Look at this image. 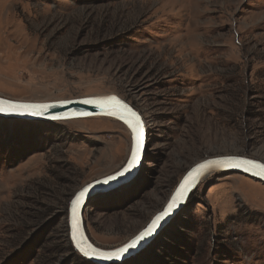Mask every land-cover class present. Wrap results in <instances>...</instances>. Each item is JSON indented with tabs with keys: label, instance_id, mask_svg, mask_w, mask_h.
<instances>
[{
	"label": "rangeland",
	"instance_id": "obj_1",
	"mask_svg": "<svg viewBox=\"0 0 264 264\" xmlns=\"http://www.w3.org/2000/svg\"><path fill=\"white\" fill-rule=\"evenodd\" d=\"M97 94L141 113L149 134L135 181L84 209L90 241L110 250L200 160L264 159V0H0V97ZM130 148L128 129L108 117H0V264H96L69 241L68 204L119 171ZM181 211L116 264H264L262 183L213 173Z\"/></svg>",
	"mask_w": 264,
	"mask_h": 264
},
{
	"label": "snow or ice",
	"instance_id": "obj_2",
	"mask_svg": "<svg viewBox=\"0 0 264 264\" xmlns=\"http://www.w3.org/2000/svg\"><path fill=\"white\" fill-rule=\"evenodd\" d=\"M84 104H91L94 107L101 108L106 111L107 114L116 116L122 120L130 129L133 134L134 148L131 152L130 160L127 165L118 173L119 177H125L132 173L136 169L142 158V150L144 143V123L139 113L133 110L127 103L120 100L116 96H107L98 98L95 100H83L80 101ZM48 105H34V104H20L8 100H0V112L3 113H15L19 115H38L40 110L46 109ZM212 167H233L241 168L243 171L252 172L255 175L264 176V164L257 163L250 159H241L237 157H228L221 160H209L205 163L199 164L188 177L179 186L176 193L171 197V200L167 203V206L157 214L151 222L139 233L133 240H131L124 247L117 249L114 252H103L98 248H94L91 244H87L80 233V221L78 216V210L84 201L85 197L89 193L88 188H84L80 191L75 199L72 200V238L76 241V247L80 252L87 257H95L103 260L120 259L122 255L134 249L142 241L152 237L159 228H161L162 222L173 215V213L179 208L181 203L186 199L188 192L196 185L199 178ZM117 177L110 176L104 183H109L115 180Z\"/></svg>",
	"mask_w": 264,
	"mask_h": 264
},
{
	"label": "water",
	"instance_id": "obj_3",
	"mask_svg": "<svg viewBox=\"0 0 264 264\" xmlns=\"http://www.w3.org/2000/svg\"><path fill=\"white\" fill-rule=\"evenodd\" d=\"M107 96H114L112 94L110 95H92V96H85V97H79V98H73V99H66V100H59V101H52V102H31V101H20V100H11V99H7V98H3L0 97V100H8V101H13L16 103H20V104H34V105H48V107L46 109L40 110V114L38 115H19V114H15V113H3L0 112V117L5 118V119H9V120H29V121H66V120H70V119H80V118H87V117H111L114 119L119 120L120 122H122L126 128L128 129L130 136H131V140H132V149L134 148V139H133V134L131 132V129L120 119H118L116 116H112L107 114L106 111L102 110L101 108L98 107H94L91 104H84L81 103L80 101L83 100H95L98 98H102V97H107ZM117 97V96H116ZM120 100H122L121 98H119ZM123 101V100H122ZM125 102V101H124ZM126 103V102H125ZM130 106V105H129ZM131 107V106H130ZM133 110H135L133 107H131ZM136 111V110H135ZM137 112V111H136ZM139 113V112H137ZM143 123H144V143H143V150H142V155H145V151H146V139L149 136L148 134V129H146V121L144 119V117L142 116L141 113H139ZM132 152V150H131ZM131 157V154H130ZM130 157L128 159V161L130 160ZM228 157H237V158H241V159H250V160H254L257 163H262L264 164V160L262 159H254V158H248L242 155H224V156H218V157H212L209 159H206L204 161H201L199 163H197L196 165H194L183 177V179L181 180V182L178 184L177 188L175 189V191L172 193L171 197L176 193L177 189L179 188V186L184 182V180L188 177L189 173L192 172L195 168H197V166L199 164L205 163L206 161L209 160H221V159H225ZM127 161V163H128ZM126 163V165H127ZM125 165V166H126ZM141 164L132 171L131 174H129L128 176L125 177H119L118 173L122 170L117 171L115 174L111 175V176H115L117 177L115 180L110 181L109 183H104V181L110 177H104L101 180H97L94 182H91L89 184L84 185L82 188H80L76 194H74V196L71 198V200L69 201L68 204V221H67V227H68V231H69V241L72 245V247L82 256L85 258V260L87 261H91L94 262L96 264H116V263H120L123 262L133 256H135L136 254H138L140 251H142L145 247H147L152 241L153 239L160 233L162 227L171 219H173L178 212L181 211V209L184 207L185 203L187 202L190 194L196 189V187L205 179L206 175L210 173V171H213L214 173L216 172H229V173H240L246 177H249L253 180H256L258 182H261L264 185V176H260V175H255L252 172H246L243 171L241 168H233V167H212L211 169L207 170L200 178L199 181L196 183V185L188 192L186 199L181 203V205L179 206V208L173 213V215L169 218H166V220L164 222H162V227L159 228L157 230V232L152 236L147 238L145 241H142L140 244L137 245L136 248L134 249H129L128 252L124 253L122 255V257L120 259H112V260H103V259H99V258H95V257H87L85 255H83L80 250L76 247V241L73 240L72 238V233H73V229H72V200L75 199V196L82 191L84 188H88L89 189V193L88 195L85 197L84 201L82 202L79 210H78V216H79V221H80V233H78L79 235H82L86 241L87 244H91L94 248H98L96 245H94L85 230V225H84V218H83V213H84V208L86 203H89V201L96 195L99 194H103L106 193L110 190L116 189L118 187H122V186H126L128 184L129 181H132L133 179H135V176L137 175L139 169H140ZM204 177V178H203ZM207 178V177H206ZM171 197L169 198L168 202L171 200ZM167 206V204H166ZM164 210V209H163ZM162 210V211H163ZM160 212L156 213L152 219L159 214ZM151 219V220H152ZM151 222V221H150ZM149 222V223H150ZM148 223V224H149ZM170 223V222H169ZM168 223V224H169ZM147 224V225H148ZM167 224V225H168ZM147 227V226H146ZM144 230V229H143ZM141 230V231H143ZM139 231L137 235H139V233L141 232ZM135 236V237H136ZM133 237V239L135 238ZM132 239V240H133ZM128 244V243H126ZM126 244L122 245L119 248L124 247ZM117 248V249H119ZM115 250H101L103 252H114Z\"/></svg>",
	"mask_w": 264,
	"mask_h": 264
},
{
	"label": "bare ground",
	"instance_id": "obj_4",
	"mask_svg": "<svg viewBox=\"0 0 264 264\" xmlns=\"http://www.w3.org/2000/svg\"><path fill=\"white\" fill-rule=\"evenodd\" d=\"M97 95H110V94H97ZM114 96H115V95H114ZM118 98H119V97H118ZM57 101H59V100H57ZM35 102H38V101H35ZM50 102H52V101H50ZM109 118H110V119H114V118H111V117H109ZM114 120L119 121V120H117V119H114ZM119 122H120V121H119ZM121 123H122V122H121ZM122 124H123V123H122ZM125 127H126V126H125ZM146 129H147V126H146ZM147 149H148V137H147V139H146V151H145V155L143 154V155H142V158H141V162H140L141 166H140V169L142 168V165L144 164V160H145V157H146ZM131 150H132V140H131V148H130V152H129V157H130V154H131ZM129 157H128V159H129ZM215 157H218V156H215ZM209 158H212V157H207V158H205V159H203V160H200L199 162L204 161V160L209 159ZM262 160H264V159H262ZM127 161H128V160H127ZM199 162H197V163H199ZM126 163H127V162H126ZM126 163H125V164L122 166V168H120L119 170L123 169V168L125 167ZM197 163H195L194 165H196ZM140 164H139V165H140ZM194 165H193V166H194ZM193 166H192V167H193ZM192 167H191V168H192ZM191 168H190V169H191ZM140 169H139V171H140ZM139 171H138L137 175L135 176V179H136L137 176L140 174ZM116 172H117V171H116ZM116 172H115V173H116ZM115 173H113V174H115ZM213 173H214L213 171H210V173L207 174L206 177L212 175ZM113 174H111V175H113ZM111 175H109V176H111ZM206 177H205V178H206ZM203 178H204V177H203ZM135 179H133L132 181H129L128 184L134 182ZM181 180H182V179H181ZM252 180H253V179H252ZM260 183H261V182H260ZM128 184H127V185H128ZM120 189H121V188H120ZM174 191H175V190H174ZM75 194H76V193H75ZM191 194H192V193H191ZM191 194H190V196H191ZM190 196H189V198H190ZM94 198H95V197H94ZM189 198H188V199H189ZM168 200H169V199H168ZM187 201H188V200H187ZM89 202H90V201H89ZM167 203H168V202H167ZM186 203H187V202H186ZM186 203H185L184 207L186 206ZM88 204H89V203H86L85 208H86V206H87ZM165 207H166V205H165ZM165 207H164V208H165ZM184 207H183V208H184ZM85 208H84V209H85ZM164 208H163V209H164ZM163 209H162V210H163ZM162 210H160L159 212H161ZM181 212H182V211H181ZM181 212H178V214L181 213ZM157 213H158V212H157ZM153 216H154V215H153ZM175 217H176V216H175ZM175 217H174V218H175ZM170 221H171V219H170V220H169V221H168V222L162 227V229H161L160 232H162V231L167 227V224H168ZM135 236H136V235H135ZM135 236H134V237H135ZM132 239H133V238H132ZM132 239H131V240H132ZM156 239H157V238H156ZM131 240H130V241H131ZM130 241H129V242H130ZM129 242H128V243H129ZM99 249H101V250H106V249H102V248H99ZM115 249H117V248H115ZM115 249H110L109 251H111V250H115ZM74 250H75V249H74Z\"/></svg>",
	"mask_w": 264,
	"mask_h": 264
},
{
	"label": "trees",
	"instance_id": "obj_5",
	"mask_svg": "<svg viewBox=\"0 0 264 264\" xmlns=\"http://www.w3.org/2000/svg\"><path fill=\"white\" fill-rule=\"evenodd\" d=\"M81 256V255H80ZM82 257V256H81ZM83 258V257H82Z\"/></svg>",
	"mask_w": 264,
	"mask_h": 264
}]
</instances>
